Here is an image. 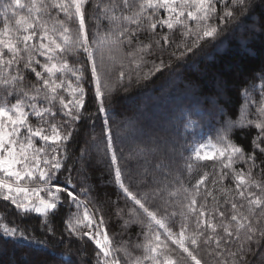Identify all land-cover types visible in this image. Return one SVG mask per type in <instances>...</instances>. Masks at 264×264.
Returning <instances> with one entry per match:
<instances>
[{
    "label": "snow or ice",
    "instance_id": "1",
    "mask_svg": "<svg viewBox=\"0 0 264 264\" xmlns=\"http://www.w3.org/2000/svg\"><path fill=\"white\" fill-rule=\"evenodd\" d=\"M253 2L0 0V200L10 202L17 214H39L46 225L67 204L69 235L94 243L96 264H122L121 253L123 264H201L194 254L201 244L214 245L216 264H264V76L259 87L245 89L238 118H222L215 137L198 143L187 157L176 141L140 129L125 134L119 123H110L118 90L170 67L159 58L142 73L147 57L163 50L161 41L172 43L169 34L187 38L171 53L183 59L201 41L216 39L222 25L249 12ZM86 104L104 113L102 139L93 136L90 147L77 155L73 133L85 116L91 119ZM252 129L256 134L246 151L235 136ZM103 157L113 183L132 203L115 214L127 216L125 226H142L143 239L132 249L123 240L114 243L104 216L97 215L94 204L89 207V187L80 182L88 179L93 159ZM199 161H215L219 168L211 180L205 172L185 187L178 175L181 164L190 172ZM62 172L67 183L54 184ZM73 172L79 187L71 183ZM218 196L230 206L228 216ZM173 203L178 210L170 212ZM177 216L183 222L174 232L169 222ZM6 220L0 217V233L25 238L24 230ZM135 250L141 254L134 255ZM54 256L68 264L66 254Z\"/></svg>",
    "mask_w": 264,
    "mask_h": 264
},
{
    "label": "trees",
    "instance_id": "2",
    "mask_svg": "<svg viewBox=\"0 0 264 264\" xmlns=\"http://www.w3.org/2000/svg\"><path fill=\"white\" fill-rule=\"evenodd\" d=\"M262 21H264V0H254L249 12L237 16L227 25H222L224 30L216 39L201 41L200 47L183 59L173 58L171 53L175 44L187 38H182L179 32L169 34L172 43L165 45L161 41L163 50L156 49L147 60L158 64L159 58H162L170 64V67L155 73L148 80L133 82L127 91L118 90L110 109V123L112 120L119 123L125 134L134 131V128H139L162 140L176 141L180 145V151L187 157L198 143H206L215 137L221 127L222 118L224 120L238 118L241 107L245 104V89L250 88L252 84L259 87L261 83L259 78L264 76ZM141 39L147 38L141 37ZM151 67L152 64L149 66L148 62L143 66L142 73H147ZM118 70L117 67V70L113 71V79L118 76ZM90 96L91 92H89ZM253 96L259 99V92H254ZM132 101L134 104H129ZM86 107L91 119L85 116L73 133L76 143L72 150L76 151L77 155H79L78 149L90 147L93 136L97 140L102 139L104 113L97 111L96 104L90 106L86 104ZM159 114H163L169 127L160 119L162 115ZM140 118L145 120L141 121ZM159 120L162 123H156ZM150 123L153 124L152 128ZM112 127L115 131V124ZM255 134V129L251 132H238L235 139L248 151ZM85 141L89 142L88 145ZM103 147L101 143V151ZM106 161V157L94 158L92 166L86 168L88 179L80 182L86 183L89 187L90 192L87 197L90 202L89 207L92 208L94 204L97 215L104 216L108 235L114 243L120 244L123 240L132 249L133 245L143 239L142 226L136 223L125 226L124 220L127 216L115 214L118 208L131 209L132 203L126 199L118 185L113 183ZM241 166L237 165V167ZM181 168L184 170L178 175L183 179L184 186L191 188L205 172L209 173L211 180L214 169H218L219 165L215 161H199L194 163L190 172L183 164ZM67 181V174L62 172L53 183L63 186ZM71 183L79 187L75 172L72 174ZM225 184L232 187L227 181ZM217 198L221 201L220 210L225 211L228 216L230 206L226 207L223 204L222 197ZM172 199L175 201L176 198ZM150 206L156 205L150 202ZM177 210L175 203L169 207L170 212ZM68 215L69 207L65 204L63 211L56 217H50L46 225L44 218L39 214L31 213L27 216L17 214L10 202L0 200V217L7 216L4 222H14L25 231L23 239L9 238L0 233V264H60L54 254L61 253L66 254L65 260L68 264H96L94 243L87 238L80 239L69 235L66 227ZM182 222L177 216L174 222H169V226L177 232ZM192 227L189 221V230ZM49 228L51 231L48 230ZM171 247L175 248V245ZM212 248L214 245L206 248L201 244L200 248L194 251L201 264H216ZM133 254L140 255L141 252L135 250ZM120 255L123 264V254Z\"/></svg>",
    "mask_w": 264,
    "mask_h": 264
},
{
    "label": "rangeland",
    "instance_id": "3",
    "mask_svg": "<svg viewBox=\"0 0 264 264\" xmlns=\"http://www.w3.org/2000/svg\"><path fill=\"white\" fill-rule=\"evenodd\" d=\"M149 62V66L152 64L151 62H152V60H149L148 61ZM129 104H131V105H133L134 103H133V101L132 102H129ZM160 116L162 115V117L160 118L163 122H165V124H166V126L167 127H169V124H168V122L166 121V119H165V117L163 116V114H159ZM141 119V121H143V120H145L144 118L142 119V118H140ZM149 122H150V120H149ZM151 122L152 123H155V121L154 120H151ZM161 121L159 120V121H156V123H160ZM167 122V123H166ZM162 123V122H161ZM150 126H151V128H152V126H153V124H151L150 123ZM139 129V128H138ZM134 130H136L135 128H134ZM141 131H142V129H140ZM23 183V182H22ZM42 195H43V193H41Z\"/></svg>",
    "mask_w": 264,
    "mask_h": 264
}]
</instances>
